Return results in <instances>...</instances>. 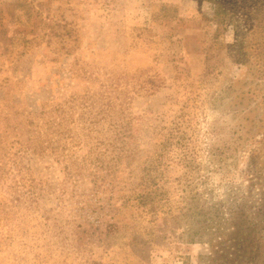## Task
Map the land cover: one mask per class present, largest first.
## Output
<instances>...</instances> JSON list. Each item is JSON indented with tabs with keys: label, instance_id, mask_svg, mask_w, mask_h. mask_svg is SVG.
<instances>
[{
	"label": "rangeland",
	"instance_id": "374dc122",
	"mask_svg": "<svg viewBox=\"0 0 264 264\" xmlns=\"http://www.w3.org/2000/svg\"><path fill=\"white\" fill-rule=\"evenodd\" d=\"M246 11L0 0V129L60 139L0 187V264H264V32ZM87 90L104 119L75 110L50 135L44 103Z\"/></svg>",
	"mask_w": 264,
	"mask_h": 264
},
{
	"label": "trees",
	"instance_id": "16d2710c",
	"mask_svg": "<svg viewBox=\"0 0 264 264\" xmlns=\"http://www.w3.org/2000/svg\"><path fill=\"white\" fill-rule=\"evenodd\" d=\"M237 8L247 9V21L249 25V29L252 32L261 33L264 32V0H234ZM264 51V43L260 47V52ZM105 85L102 87L104 88ZM108 89V88H107ZM77 94H84L82 96L72 94L70 97L65 100L59 99L56 97L53 101H48L44 103V126L48 128L50 135H56L59 128H61L67 121L72 120L76 115L75 110H80L81 114H78L79 120H84L87 117L89 125L93 124L94 119L102 114L104 119V115L107 110H104V101L102 104L96 105L93 100V94L89 90L86 92H79ZM65 96V95H64ZM78 98V106L75 109L76 99ZM107 104L111 105V101H107ZM52 105V110L45 111L47 107ZM97 111L95 113L94 111ZM58 113V115L53 116V114ZM15 114H18L15 112ZM17 118L14 116L10 118L7 122H12L9 126H6L4 129H0V187H10V182L14 181L12 178V174L15 172V167L17 166V161L21 157L22 153H26L28 151H37L41 149V151H55V148L52 146L58 142L60 139L55 142L53 139L47 140L44 134V148L42 144H39V138L36 137L32 139L31 137H27L22 139L25 134L23 132L26 130L27 126L22 128H18L13 125L16 122ZM6 119L1 121V124H5ZM46 132V133H47ZM65 135L64 132L59 134V136ZM60 138V137H59ZM10 168V170H8ZM11 173V174H10ZM10 176L11 179L7 180V177ZM9 181V183H8ZM3 219L0 218V221Z\"/></svg>",
	"mask_w": 264,
	"mask_h": 264
}]
</instances>
